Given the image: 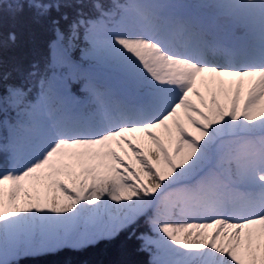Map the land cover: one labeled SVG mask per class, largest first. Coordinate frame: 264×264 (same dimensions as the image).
I'll list each match as a JSON object with an SVG mask.
<instances>
[{
  "label": "snow or ice",
  "instance_id": "obj_1",
  "mask_svg": "<svg viewBox=\"0 0 264 264\" xmlns=\"http://www.w3.org/2000/svg\"><path fill=\"white\" fill-rule=\"evenodd\" d=\"M90 6L99 18L86 13L85 0L7 5L13 14L27 7L37 19L55 9L57 39H65L63 20L69 45L84 29L101 71L85 74L83 100L68 93L71 77L62 81L59 106L43 118L26 104L23 87L9 85L0 97L18 109L9 140L0 143L12 163L0 171V264L112 239L145 214L163 234L154 264H264V0L114 5L121 19L102 35L99 19L115 13L96 0ZM188 7L216 8L258 29V55L186 15ZM8 38L14 42L15 33ZM37 74L33 65L28 75ZM113 79L128 96L117 98ZM40 84L47 98L52 84L46 76ZM134 133L150 144L142 148L143 137L129 138ZM124 146L138 169L116 150L127 155ZM177 213L192 222H175Z\"/></svg>",
  "mask_w": 264,
  "mask_h": 264
},
{
  "label": "trees",
  "instance_id": "obj_2",
  "mask_svg": "<svg viewBox=\"0 0 264 264\" xmlns=\"http://www.w3.org/2000/svg\"><path fill=\"white\" fill-rule=\"evenodd\" d=\"M13 0H3L0 5V97L7 95V87L15 85L23 87L26 101L37 102L42 99L48 106L46 114L59 106L58 94L51 90L47 98L41 92L40 80L46 76L49 81L56 76L62 82L68 80V93L71 97L83 100L84 76L90 71V65L97 63L91 56V38L84 29H80L69 45L67 23L61 20V31L65 33L64 40H58L51 18H59L60 14L53 9L50 18L37 19L34 11L25 8L23 13L13 14L7 7ZM89 5L86 13L99 18V14L91 8L93 0H85ZM103 5L105 11L115 15L99 19L96 26L98 35L106 28H111L121 19V9L114 5L133 3L132 0H96ZM71 18L75 13L71 9H62ZM226 25V21L223 22ZM15 33L16 40H9V34ZM255 42V41H251ZM254 45L249 43L246 50L254 51ZM257 55L259 52L254 51ZM36 65L38 74L29 76L32 66ZM113 85H121L113 79ZM120 99L119 96H117ZM18 109L12 104L0 103V143L6 144L10 138L11 125L17 120ZM181 117L182 112H181ZM186 126V125H185ZM187 127V126H186ZM188 128V127H187ZM189 130V129H188ZM12 167L10 155L0 152V171ZM138 169L139 165L133 167ZM147 183V177H143ZM109 204L115 202L109 199ZM149 215H141L130 227L121 230L112 239H101L98 242L74 249L62 247L58 251L44 254H32L17 257L14 264H154L158 252L152 239L158 236L149 222Z\"/></svg>",
  "mask_w": 264,
  "mask_h": 264
},
{
  "label": "rangeland",
  "instance_id": "obj_3",
  "mask_svg": "<svg viewBox=\"0 0 264 264\" xmlns=\"http://www.w3.org/2000/svg\"><path fill=\"white\" fill-rule=\"evenodd\" d=\"M134 3H151V2H159V3H168V4H183V5H189V6H195V5H214V4H219V3H230V2H235V0H132ZM183 12L192 17L193 19L199 20L200 22L204 23L207 25L212 32H214L216 35L221 37L223 40L233 44L236 47L243 48L245 49L249 43L254 45L253 50L259 52V36H258V29L253 30L247 22L243 23H232L231 18L223 15L220 10L212 7L204 8V7H188L183 9ZM226 21V25L223 24V22ZM255 41V42H251ZM101 71L97 63H92L90 65V71ZM51 84H52V90L55 91L59 95V88L58 85L61 83V81L58 79V77L54 76L51 79ZM116 89L117 96L120 97V99L128 96V92L124 89L122 85H114ZM200 91L205 95L207 98L208 93L207 91L203 88L200 87ZM190 99L195 103L198 107L200 106L199 100L195 95L190 94ZM26 104L28 105H33L35 106V113L38 117H46V110L48 109L47 104L42 100L39 99L37 102H29L26 101ZM15 107L14 105H12ZM16 108V107H15ZM20 110H24L23 106ZM193 115H195L193 113ZM183 116V115H182ZM27 118V117H25ZM182 122L188 127L189 131L195 132V129L187 124L186 120H183V117H181ZM198 119V117H197ZM157 135H161L163 138V130L162 129H156ZM137 136V137H143L142 133H134V134H129V138L131 139L132 136ZM21 136H23V133H21ZM143 143L140 144L142 148L147 147L150 142L147 141L146 137H143ZM133 143H138L137 140H133ZM113 147H116L115 144H113ZM125 150L126 149V146ZM120 155L124 156L125 161L132 165V167L137 166L138 164L135 161V158L132 157L131 151H128V154L125 155L124 151H122L120 148L116 149ZM131 157V159H130ZM25 158L22 155L20 159L17 162V167H22L25 163ZM91 207V206H89ZM85 216L88 215V213H84ZM173 220L175 222H192L191 220H187L184 217H181L179 213H177L174 217ZM163 234L160 233L157 237L152 239V242L156 246L158 252L156 254L157 260L162 257L163 253L160 251L157 245V241L159 239V236H162ZM165 240H167V237H164ZM168 243H172L171 241H168ZM174 247H177L173 245Z\"/></svg>",
  "mask_w": 264,
  "mask_h": 264
}]
</instances>
